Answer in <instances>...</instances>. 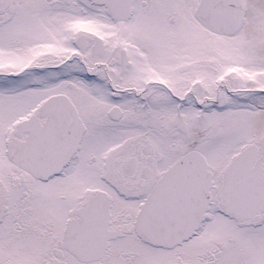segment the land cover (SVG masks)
<instances>
[{
    "label": "snow or ice",
    "instance_id": "6c2138e0",
    "mask_svg": "<svg viewBox=\"0 0 264 264\" xmlns=\"http://www.w3.org/2000/svg\"><path fill=\"white\" fill-rule=\"evenodd\" d=\"M0 264H264V0H0Z\"/></svg>",
    "mask_w": 264,
    "mask_h": 264
}]
</instances>
